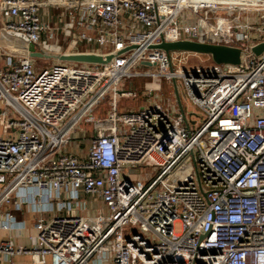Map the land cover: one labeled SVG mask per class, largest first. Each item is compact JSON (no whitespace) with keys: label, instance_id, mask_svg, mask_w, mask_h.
<instances>
[{"label":"built area","instance_id":"obj_1","mask_svg":"<svg viewBox=\"0 0 264 264\" xmlns=\"http://www.w3.org/2000/svg\"><path fill=\"white\" fill-rule=\"evenodd\" d=\"M49 9L67 13L62 26ZM12 31L56 54L124 51L36 73ZM0 32V232L22 230L9 205L41 214L29 245L0 240L1 260L264 264V53L251 51L264 41V0H0ZM161 40L239 48L240 63L189 65L195 54L150 49ZM77 134L82 160L66 152ZM147 166L158 169L147 182L131 176ZM31 189L36 202L14 197ZM81 196L107 213L73 211Z\"/></svg>","mask_w":264,"mask_h":264},{"label":"water","instance_id":"obj_2","mask_svg":"<svg viewBox=\"0 0 264 264\" xmlns=\"http://www.w3.org/2000/svg\"><path fill=\"white\" fill-rule=\"evenodd\" d=\"M9 38L15 37L21 40V42L26 45L25 54H27L31 59L37 60H53L57 62H74L83 64H96V65H106L111 62V60L118 54H107L100 55L95 53H76V54H61V53H51L40 48L37 44L32 43L25 36V34L20 32H7ZM11 36H10V35ZM5 37L7 43H13L12 40ZM17 46V45H16ZM150 49H157L165 52L168 56L171 53L183 52L191 53L195 55H205L208 56L214 64L220 65H238L240 63L241 50L239 48L226 46L223 44H214L208 42H198L193 40H177L166 42L161 40L158 44L150 46ZM251 51L255 56H259L264 53V41L258 42L251 47ZM175 89V85H174ZM177 97V92L175 91ZM178 98V97H177Z\"/></svg>","mask_w":264,"mask_h":264},{"label":"rangeland","instance_id":"obj_3","mask_svg":"<svg viewBox=\"0 0 264 264\" xmlns=\"http://www.w3.org/2000/svg\"><path fill=\"white\" fill-rule=\"evenodd\" d=\"M49 16L47 18H45L46 20H57L55 19V17H60L63 20H66V12L64 10L58 9V10H54V9H49ZM42 14V11L40 12V15ZM58 21V20H57ZM49 22V21H48ZM60 23V26H62V21H58ZM48 34H52L54 36V40L53 41H57L58 44L62 45L64 43L63 37L60 36L59 37V32H56L53 29H49ZM8 36V34H6ZM10 35V34H9ZM11 36V35H10ZM15 41L17 42H21L20 39L12 37ZM22 44V43H21ZM5 45V43L3 41H0V60H2V58L5 57L4 53L1 52V48ZM23 45V44H22ZM24 46V45H23ZM26 49H24L23 53H25ZM182 56H185L184 54H182ZM187 56V55H186ZM18 56H15V58H17ZM172 57H174V54H172ZM5 59V58H4ZM187 63L189 65H202V66H207L210 63V58L208 56L205 55H189ZM55 62L57 61H53V60H43L41 62H38L37 59H33L32 63L34 65V68L36 70V73L42 69H46L48 67H50L51 65H53ZM174 63H176V61H173ZM134 87L136 89L137 92L140 91V81H135L134 82ZM161 88H162V92L161 95L159 96V100H157V102L163 106L166 105V100L169 96L170 93V86L167 82L165 81H161ZM143 101L141 100V97H138L137 99L131 100V99H123L120 101L119 103V109L120 111H125V110H132V109H136L139 106L143 105ZM77 141V139H73V143L71 145H69V147L73 146L74 144H76L75 142ZM83 152L81 154L84 155V153L86 152V147L83 146L82 148ZM80 152V150H79ZM143 165H146L145 163ZM157 168L153 167V166H147L146 169H142L138 171L133 172V174H131V176L136 179L139 180L141 182H147L149 179L153 178L156 174H157ZM146 171V172H145ZM77 210L79 213H82L83 215H88V216H94L97 214H106L107 211L105 210L103 204L98 200L97 197H92V196H81V198L79 200H77L75 202V208L73 209ZM174 231L176 233H179L181 231V226L180 223H176L174 225ZM25 232V231H24ZM21 232L18 234L20 236ZM15 260V259H14Z\"/></svg>","mask_w":264,"mask_h":264},{"label":"crops","instance_id":"obj_4","mask_svg":"<svg viewBox=\"0 0 264 264\" xmlns=\"http://www.w3.org/2000/svg\"><path fill=\"white\" fill-rule=\"evenodd\" d=\"M0 37H1V32H0ZM17 43L21 44L22 42H17ZM10 45L12 47L14 46L16 48V45H13L12 43H10ZM2 63H3V61H2ZM75 138L77 139V141L75 142L76 144L69 147V145H71L73 143V140H72L70 142V144H68V146L66 147V152L74 155L79 160H82L85 158V156L87 154L88 142H87V139L83 138L81 134H77V136L74 137L73 139H75ZM83 146H85L87 148L84 155L81 154L83 152L82 151ZM79 150H80V152H79ZM33 192H34L33 189L28 190L27 192L20 190L14 194V197L15 198H24L23 195H27L30 197L31 202H36V199L32 198ZM6 209L15 214L16 220L18 222H20V226H22V230L0 232V240L12 239L14 241L15 245H29L28 236H34L35 235V229H34L35 220L41 214L34 211L35 209H34L33 205L29 204V203H24L23 205H21L20 209L16 208V206L13 204L9 205ZM48 213L50 215L58 214L59 211H58L57 205L56 204L53 205L52 211H49ZM62 214H64V213L62 212ZM20 232H21V234L19 236L18 234ZM0 264H7V263H5L3 260L0 259ZM14 264H29V260L27 257H17L14 260Z\"/></svg>","mask_w":264,"mask_h":264},{"label":"trees","instance_id":"obj_5","mask_svg":"<svg viewBox=\"0 0 264 264\" xmlns=\"http://www.w3.org/2000/svg\"><path fill=\"white\" fill-rule=\"evenodd\" d=\"M210 63H211V60H210Z\"/></svg>","mask_w":264,"mask_h":264}]
</instances>
